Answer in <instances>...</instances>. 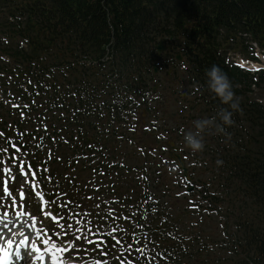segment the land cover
I'll return each mask as SVG.
<instances>
[{
  "label": "trees",
  "instance_id": "trees-1",
  "mask_svg": "<svg viewBox=\"0 0 264 264\" xmlns=\"http://www.w3.org/2000/svg\"><path fill=\"white\" fill-rule=\"evenodd\" d=\"M160 40L183 58L181 73H174L181 80L177 96L192 122L228 108L208 88L206 73L213 66L227 74L239 103L234 124L226 129L230 138L206 131L209 142L199 153L221 191L202 193L206 209L228 207L220 242L191 232L188 207L172 202V190L155 163L158 138H151L156 145L149 146L148 137L136 134L138 124L129 125L136 105L154 113L149 87ZM252 43L264 50V0H0V58L9 59L0 60V89L17 104L0 101V149H7L0 156L9 164L17 153L12 144L19 147L47 201L65 193L62 184L72 188L68 206L48 205L53 215L61 205L84 213L83 219L99 225L102 233L118 228L99 237L107 257L95 244L68 237L89 249L80 260L264 264V104L254 96L264 87V70L252 75L227 56L232 51L256 60ZM119 124L129 129L122 131ZM125 141L135 147L124 148ZM123 149L130 152L127 165L109 164L123 157ZM68 171L77 174L63 182ZM87 172L99 176L93 183L78 180ZM47 180L56 188L49 190ZM172 209L180 213L172 215ZM113 237L122 238L125 248L131 244V255L120 256ZM211 243H219L230 257L209 260ZM136 248H144L143 255Z\"/></svg>",
  "mask_w": 264,
  "mask_h": 264
},
{
  "label": "rangeland",
  "instance_id": "rangeland-1",
  "mask_svg": "<svg viewBox=\"0 0 264 264\" xmlns=\"http://www.w3.org/2000/svg\"><path fill=\"white\" fill-rule=\"evenodd\" d=\"M228 60L230 61L229 55L231 57H237L238 55H234L232 51H229ZM169 56V55H167ZM184 62L181 61L178 62H172L170 64L174 65V71L171 75L170 72H168L170 75L167 76L165 73L168 71L169 65H167L165 68H162L157 76L155 77V80L150 83L149 89H152L154 87V84H159L161 81H164V85L162 87L157 86L155 89V92L153 95L150 96L151 100L149 102V106L151 109H154V113H150L148 116H140L138 112L136 113L134 119L132 122H130L129 125H137V132L136 134H141L139 136L141 137H148L149 146L156 145L151 143V138L157 137L159 139V145L158 148L153 150V155L156 158L155 163L157 167L160 168L161 173L163 174V177L165 178V182L169 184L170 190L172 192L170 193V198L173 203L176 205L182 207L187 206L189 214L186 217V225L190 226V230L193 231H200L201 235L204 238L210 237L211 239H215L218 242L222 240V237L225 235V215L229 216V212H227V205L226 204H219L218 207H216L215 210H208L207 202L203 201L201 198L202 193L203 194H209V193H215V192H221L218 185H217V178L216 176H213L211 171L206 168V164L203 165V162L201 160L202 156L199 153L192 154L190 150L184 145L183 137L188 131H194V124L193 122L188 118V116L192 115V113H189L187 111H182V99L178 98L177 94L180 91L181 88V80L180 78H176L175 71L177 73H181L183 69ZM2 89H0L1 93ZM254 96L258 98V101L264 104V87L260 90H255ZM11 99V97H10ZM12 100V99H11ZM4 105H8L9 101L7 98H4L3 101ZM13 107V105H12ZM188 107V106H187ZM118 127L123 131V129H129L127 125L119 124ZM126 131V130H125ZM142 132H146V134H143ZM148 133H154L155 135H148ZM130 136V133H129ZM147 139V138H146ZM134 142V141H133ZM130 141H125L123 144L124 148H133L135 147L134 143ZM168 142H173L175 146L179 148V153L183 156V159L189 169V174L192 178V182L186 183L185 180L182 177V173L176 169L175 165L172 164L169 159L167 158V154L170 151V146L167 145ZM209 142L208 139L204 138V143ZM163 154L161 155V153ZM2 152H0L1 154ZM122 158H118L114 162L109 161V164L116 163L118 161L119 163H123L124 165H127V159L129 158L127 154H129V151L122 150L119 152ZM46 154V151H45ZM49 154V153H47ZM15 155H18L16 153ZM113 156H118L114 155ZM16 160L18 157L20 159H25L23 155L15 156ZM1 158V156H0ZM5 162L0 164V197H3V180L5 178V175L3 173V167L12 165V175L16 177L15 181H11L9 183L10 190H12L13 195L17 198V205H19V190L23 189V191L26 194V199L24 201L25 208L30 206L31 211L36 215L38 219V226H40V222L42 221L43 226H46L47 229L51 232L60 231L58 226H56L55 222L51 219V216H45L44 213L48 212V208L45 207L44 203L40 200L42 189L40 190V186L37 184V188L34 191L32 189V176L31 173H28L27 177L22 176L20 174V169L18 165V161L13 165V162H10L9 165L6 162V158L3 159ZM25 162V171L27 168L28 161ZM39 171L43 170L45 175H48L50 173V168H41L37 167ZM67 176L65 175L63 177V182L65 178H73L74 175L77 173L74 171H68ZM99 176L98 172H87L82 175L81 178H78V180H82L85 182H91L93 183L94 178ZM133 179L134 177H128V179ZM38 179V178H37ZM36 179V180H37ZM112 180L106 179V181ZM21 181H23V184L21 185ZM77 183H80L81 181L75 180ZM48 185V189L56 188V185H52L49 183V180L46 182ZM62 186V187H61ZM60 188L65 192L64 194H60L57 197H54L52 200L55 201L52 204H59L58 202H65L69 201L70 198H72V188L66 186V184H62ZM189 186H193L194 190L191 193H186V189ZM150 192V191H149ZM155 191L151 190L152 197L157 196ZM57 193V192H56ZM52 194V192H50ZM55 194V193H54ZM154 194V195H153ZM64 195L63 197H61ZM222 196V195H221ZM69 198V199H68ZM11 197L3 200L2 202L7 205L10 202ZM167 201V196L163 198ZM154 200V199H153ZM75 202V205L77 206V200H73ZM65 204V203H64ZM68 206V204H67ZM43 209V211H42ZM7 210L9 212V218L14 214L13 210L11 208H5L0 209V212ZM17 210H19L17 208ZM67 210L65 206L60 205L59 213L63 216H66L67 220ZM191 211V212H190ZM192 212H199L197 215H195ZM179 211H176L175 209H172V215L179 214ZM236 215V214H235ZM75 227V225H74ZM234 227L230 228V231H233ZM229 231V230H228ZM73 235L71 232L69 235L63 236L60 241H58V244H64L65 241L68 240V237H71ZM91 237V235H89ZM55 238V237H54ZM42 246L43 244L38 241ZM30 244V243H29ZM81 244H76L81 251H76L75 248L71 251L70 255L72 257H77L75 260H80V253H82L83 248L80 247ZM218 244H209L208 250H209V260H213L214 258H228L230 257V254L227 250H220L218 249ZM66 246V245H65ZM83 263V262H82ZM74 264V263H72ZM85 264V263H84Z\"/></svg>",
  "mask_w": 264,
  "mask_h": 264
},
{
  "label": "snow or ice",
  "instance_id": "snow-or-ice-1",
  "mask_svg": "<svg viewBox=\"0 0 264 264\" xmlns=\"http://www.w3.org/2000/svg\"><path fill=\"white\" fill-rule=\"evenodd\" d=\"M3 135L4 134L0 132V136ZM9 143H11V141H9ZM12 147L15 148L17 153L21 151V149L16 147L15 144H12ZM0 152L6 153L7 149H0ZM12 160L13 165H15L16 157H12ZM4 162L5 161L3 158H0V164ZM12 169V165L3 167L5 178L3 180V197H0V209L11 208L14 214L11 216V218H9V212L7 210L0 212V240H3L8 233H11V236L7 239L8 249L13 247V242L16 236L22 237V240L20 241L19 245H17L14 254L4 248H0V253H3V255L0 256V264H20L21 261H23V264H37V261H39L40 264H45L46 259L48 264H68L69 261L72 262L74 259H77V257H72L67 254H70L73 248H75L78 252L81 251L79 247H76L74 241L72 240L65 241L64 244H58V241H60L63 236L69 235L70 232L75 235L76 241H79L83 238L88 244H95L96 248L100 249V253L103 257L108 256V253L105 252L101 247L105 241L99 237L112 235V233L118 231L117 227H112L110 232L102 233L100 231L99 225H93L90 219H83V216L85 215L84 213H73L72 210L69 209L67 220H65L64 216L60 213H57L56 215H53L50 211L44 213L45 216H51V219L60 229V231L50 233V230L47 229L46 226H43L42 221L40 222V226H38V219L31 211L30 206L26 210L24 203L26 194L22 187L19 190L20 203L17 205V198L13 195V192L9 187L10 180H16V177L12 175ZM19 169L22 176L27 177L28 173H31L32 189L35 191L37 188L36 171H33L30 164L28 165L27 171H25V163L23 159H21L19 162ZM20 183L22 185L23 181ZM9 197H11L10 202L5 205L2 201ZM40 200L44 203L45 207L55 202L46 201L43 195H40ZM64 203L66 205L72 202L65 201ZM17 208L19 210H17ZM73 215L77 217L74 222L72 221ZM62 220L65 222L61 223ZM94 228L95 231L93 230ZM89 235L98 237V239H89ZM30 239L31 244H29ZM113 239H115L117 245H120V256H123L125 251L131 255V252L133 251L131 244L125 248L122 238L113 237ZM132 239L133 242L137 244L140 243V241L135 236H133ZM37 241L44 245L43 250L37 246ZM22 249L24 250L23 254ZM83 251L87 252L89 249L85 248ZM135 251L143 255L144 248H136ZM116 259L120 261V264H135L134 259H120V257H116ZM152 260L154 261L155 257H153ZM85 264H109V260L107 258H93L91 261L86 260Z\"/></svg>",
  "mask_w": 264,
  "mask_h": 264
},
{
  "label": "clouds",
  "instance_id": "clouds-1",
  "mask_svg": "<svg viewBox=\"0 0 264 264\" xmlns=\"http://www.w3.org/2000/svg\"><path fill=\"white\" fill-rule=\"evenodd\" d=\"M206 75L208 77L209 90L228 108L221 109L212 118H203L193 122L195 130L188 131L183 137L184 145L192 154L203 152L205 148L204 133L206 131L214 130L215 134H222L230 138L226 129L234 124L232 119L233 111L239 110V103L233 91V84L227 74L217 66H213ZM236 87L239 86L237 85ZM229 108L232 111H229ZM222 163V161H217L218 165ZM68 264H72V262L69 261Z\"/></svg>",
  "mask_w": 264,
  "mask_h": 264
},
{
  "label": "water",
  "instance_id": "water-1",
  "mask_svg": "<svg viewBox=\"0 0 264 264\" xmlns=\"http://www.w3.org/2000/svg\"><path fill=\"white\" fill-rule=\"evenodd\" d=\"M156 50L157 52H162L163 51V46L160 44L158 46H156ZM176 59L178 61H181V56L180 54H178L176 56ZM154 72L156 73V68H154ZM157 88V85L154 86V88L152 89V92L154 93L155 92V89ZM170 149L172 150L170 153H169V159L174 162L176 168L178 170H180L182 172V177L184 178V180L187 182V183H191L192 179L188 173V168L187 166L185 165L183 159H182V156L178 153V148L175 147V145L173 143H170ZM193 191V187H189L187 189V193L189 192H192Z\"/></svg>",
  "mask_w": 264,
  "mask_h": 264
},
{
  "label": "flooded vegetation",
  "instance_id": "flooded-vegetation-1",
  "mask_svg": "<svg viewBox=\"0 0 264 264\" xmlns=\"http://www.w3.org/2000/svg\"><path fill=\"white\" fill-rule=\"evenodd\" d=\"M163 44H164L163 45V51L160 54L159 53L157 54L158 55L157 58H156V61H157L156 62L157 72L153 74L154 75V78L157 76V74L159 73V71L162 68H165L167 65H169L168 70H170V73L172 71L171 75L173 74V71H174L173 70L174 69V65L173 64H170V63H172L173 58H171V57H168L167 58L166 57V55L168 53H172V52H169L170 51V46L167 43H164V42H163ZM173 56L175 57L176 54H174ZM166 75L169 76L170 74L166 72ZM162 82H163V85H164V81H161L159 83V86L161 85ZM162 86H160V87H162Z\"/></svg>",
  "mask_w": 264,
  "mask_h": 264
},
{
  "label": "bare ground",
  "instance_id": "bare-ground-1",
  "mask_svg": "<svg viewBox=\"0 0 264 264\" xmlns=\"http://www.w3.org/2000/svg\"><path fill=\"white\" fill-rule=\"evenodd\" d=\"M11 236V233H8L3 240H0V248H4L6 249L7 251L11 252V253H15L16 251V247L17 245H19L20 241L22 240V237L20 236H16L15 239H14V242H13V247L11 249H8L7 248V239ZM31 240V239H30ZM30 240H29V243H30ZM37 244L38 246H40L41 244L38 243L37 241ZM24 253V250L22 249V254ZM35 255V254H33ZM28 259H31V258H28ZM20 264H23V261L20 262ZM37 264H40L39 261H37ZM45 264H48V262L45 261Z\"/></svg>",
  "mask_w": 264,
  "mask_h": 264
}]
</instances>
